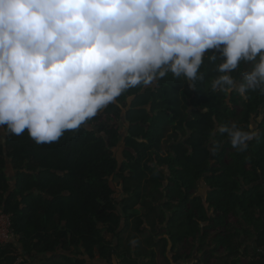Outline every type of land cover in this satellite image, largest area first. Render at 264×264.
Segmentation results:
<instances>
[{
    "label": "trees",
    "instance_id": "16d2710c",
    "mask_svg": "<svg viewBox=\"0 0 264 264\" xmlns=\"http://www.w3.org/2000/svg\"><path fill=\"white\" fill-rule=\"evenodd\" d=\"M219 63L205 58L195 88L171 73L131 88L51 144L0 130V212L17 236L0 244V264H87L96 255L107 264H211L218 254L216 264H264V95L213 92ZM232 121L260 134L244 152L215 132ZM136 205L145 213L130 212Z\"/></svg>",
    "mask_w": 264,
    "mask_h": 264
},
{
    "label": "clouds",
    "instance_id": "9594fccd",
    "mask_svg": "<svg viewBox=\"0 0 264 264\" xmlns=\"http://www.w3.org/2000/svg\"><path fill=\"white\" fill-rule=\"evenodd\" d=\"M206 57L220 60L213 92L264 95V0H0V130L57 142L168 73L195 88ZM215 132L238 152L260 135L237 121Z\"/></svg>",
    "mask_w": 264,
    "mask_h": 264
},
{
    "label": "rangeland",
    "instance_id": "374dc122",
    "mask_svg": "<svg viewBox=\"0 0 264 264\" xmlns=\"http://www.w3.org/2000/svg\"><path fill=\"white\" fill-rule=\"evenodd\" d=\"M250 67V65L249 64H247V69ZM123 123H124V121H122ZM121 125H122V123H121ZM122 147H123V145H122ZM122 151H121V148L120 149H118L117 151H116V153H115V155H116V157L119 159V161H122L123 160V157H122V153H121ZM11 172V170L10 169H8V173H10ZM119 180H118V178H114L113 179V182L115 183V185H113V187H115V194H116V197L118 198L117 200H120V198L122 197L121 196V193H120V191H121V189L120 188H117V186H116V183L118 182ZM114 183H112V184H114ZM201 183H199V185H200ZM120 209V208H119ZM130 212H133V213H135V214H137V215H139V214H143V213H145V208L143 207V206H141V205H136V206H134V208L133 209H131L130 210ZM106 234V233H105ZM106 237L108 238V239H112L113 237H112V235H110V234H106ZM113 241H115V238H113ZM207 241H209V239L207 240ZM178 250V249H177ZM220 254H218L217 255V257L215 258V257H213V258H211V261H210V263L211 264H216L217 262H219L220 261V259H222V255H220ZM222 256V257H221ZM39 260L37 259L36 260V262H38ZM194 262H196V260H192V261H190V262H188V264H194ZM87 264H107V263H105V262H102V261H100L99 260V258H98V256L96 255L95 256V258L93 259V260H90V261H88V263ZM112 264H119V262L118 261H115V260H113L112 261Z\"/></svg>",
    "mask_w": 264,
    "mask_h": 264
},
{
    "label": "built area",
    "instance_id": "2783aa9c",
    "mask_svg": "<svg viewBox=\"0 0 264 264\" xmlns=\"http://www.w3.org/2000/svg\"><path fill=\"white\" fill-rule=\"evenodd\" d=\"M11 239H17V236L10 228L9 216L0 212V244H5Z\"/></svg>",
    "mask_w": 264,
    "mask_h": 264
},
{
    "label": "crops",
    "instance_id": "0c3cea01",
    "mask_svg": "<svg viewBox=\"0 0 264 264\" xmlns=\"http://www.w3.org/2000/svg\"><path fill=\"white\" fill-rule=\"evenodd\" d=\"M12 173H13V172H10L9 174L13 175Z\"/></svg>",
    "mask_w": 264,
    "mask_h": 264
}]
</instances>
